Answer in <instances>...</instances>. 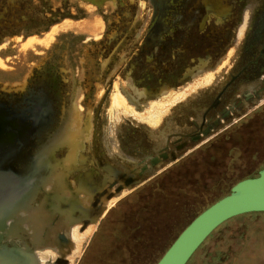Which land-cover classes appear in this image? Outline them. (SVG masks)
Listing matches in <instances>:
<instances>
[{
    "label": "rangeland",
    "instance_id": "374dc122",
    "mask_svg": "<svg viewBox=\"0 0 264 264\" xmlns=\"http://www.w3.org/2000/svg\"><path fill=\"white\" fill-rule=\"evenodd\" d=\"M263 42L264 0H0V104L46 114L30 144L42 178L23 202L0 207V243L40 264H110L138 224L129 235L140 244L121 264H153L194 215L264 167V126L224 140L220 108L206 114L220 121L215 137L199 147L189 138L244 49L252 58ZM160 152L166 160L150 163ZM145 166L143 180L165 172L167 196L147 187L122 223L98 227L142 186L121 177ZM185 264H264V212L222 222Z\"/></svg>",
    "mask_w": 264,
    "mask_h": 264
},
{
    "label": "flooded vegetation",
    "instance_id": "af4514ba",
    "mask_svg": "<svg viewBox=\"0 0 264 264\" xmlns=\"http://www.w3.org/2000/svg\"><path fill=\"white\" fill-rule=\"evenodd\" d=\"M261 46L262 48L259 53L253 52L252 58L249 55L251 54L250 50L244 49L243 57L237 61L244 62L239 73L230 77L219 94L215 96L213 101L209 102L210 104L208 103L209 106H206L202 112V122L199 124V132L189 134L191 140L200 142L196 147L203 145L218 134V132L212 134L211 131L212 126H218L220 121L218 119H211L207 122L206 120V114L210 113L212 108H220L219 113L224 123L219 131L222 133L224 140H228L229 131L232 128L247 127L250 124L264 126V60L261 58L264 55V42ZM249 67H252V73H250ZM239 92L240 94H237ZM230 94H237V96L230 99ZM224 100L227 102V105H220L225 102ZM45 120V111L40 107L28 105L19 110H13L0 104V203L2 206H4L2 203L8 206L23 202L25 198L33 193L36 188L35 184L42 178L43 160L40 151L32 150L30 144L33 143V130L35 126ZM201 140L203 141L201 142ZM187 145V141H182L176 150H180ZM193 149L189 150L179 159L190 153ZM167 157L168 154L166 152H160V155L149 157V160L150 163L156 165L159 163L160 158L166 160ZM179 159H176L170 165L177 163ZM37 161L39 162L37 163ZM170 165L163 169V171L168 169ZM258 171L254 176L258 175ZM145 174H147L146 166L140 168L139 171L121 177L123 185L138 187L160 174V172L143 180ZM254 176L248 175L246 177ZM11 181L16 184V189L13 191L6 189L7 182ZM25 183L28 186H25ZM4 190L16 192V195H4ZM133 190L118 199L114 205L110 204L108 206L107 211L99 220L98 227L104 221L106 215L114 209L115 205L131 194ZM5 201L9 203H5Z\"/></svg>",
    "mask_w": 264,
    "mask_h": 264
},
{
    "label": "water",
    "instance_id": "95a60500",
    "mask_svg": "<svg viewBox=\"0 0 264 264\" xmlns=\"http://www.w3.org/2000/svg\"><path fill=\"white\" fill-rule=\"evenodd\" d=\"M14 190L15 182H7ZM5 189V188H2ZM4 190V195L16 192ZM264 212V167L254 177L236 181L227 194L211 202L176 234L154 264H185L201 242L222 222L236 215ZM29 249L8 247L0 243V264H40L32 258Z\"/></svg>",
    "mask_w": 264,
    "mask_h": 264
},
{
    "label": "trees",
    "instance_id": "16d2710c",
    "mask_svg": "<svg viewBox=\"0 0 264 264\" xmlns=\"http://www.w3.org/2000/svg\"><path fill=\"white\" fill-rule=\"evenodd\" d=\"M164 174H165V172L160 174V175L153 177L152 179L147 181L144 185H142L139 189H136L134 192H132L131 194H129L125 198H123L121 201H119V203H117L116 207H114V209H112V211H110L106 215L104 221H102V223H100V228H101V226L103 228L105 226V224H108V225L111 224V225L115 226L116 224L119 225L120 223H122L121 222L122 217L125 215V210L123 208L125 206V204H128L129 202H131L134 199L135 200L136 199L137 200L143 199L145 197L144 191L147 187L152 188V190L156 189V191L161 192V194L163 195L164 183H163V180H161V178L163 177ZM181 192H184L182 188H181ZM163 196L166 197L167 194H165ZM141 211H142V209H141ZM113 214H117L116 217H114ZM138 227H139L138 224H135L133 226H129L127 231L123 232V233H125V235H128V238H127V240H124V244L121 247L120 252L113 253V256L111 258L110 257L107 258L108 263H110V264H121L123 260H125L126 263H128V262L130 263L132 261V258H133L132 255L134 253L131 255V252H133L135 250L136 245L140 244V237H137V236L130 237L129 234L132 233L133 231L137 230ZM122 251H123V253H121Z\"/></svg>",
    "mask_w": 264,
    "mask_h": 264
},
{
    "label": "bare ground",
    "instance_id": "6f19581e",
    "mask_svg": "<svg viewBox=\"0 0 264 264\" xmlns=\"http://www.w3.org/2000/svg\"><path fill=\"white\" fill-rule=\"evenodd\" d=\"M162 106H163V105H162ZM156 116H157V115H156ZM26 117H27V116H26ZM153 117H154V116H153ZM154 119H155V118H154ZM23 120H24V119H23ZM153 121H154V120H153ZM0 131H1V130H0ZM65 138H66V137H65ZM75 140H76V139H75ZM73 141H74V140H73ZM18 179H19V178H18ZM19 180H20V179H19ZM17 199H18V198H17ZM17 199H16V200H17ZM5 203H9V202H6V201H5ZM2 204H3L4 206H6V204H4V203H2ZM0 207H1V208H4V207L1 205V203H0ZM77 238H78V237H77Z\"/></svg>",
    "mask_w": 264,
    "mask_h": 264
}]
</instances>
